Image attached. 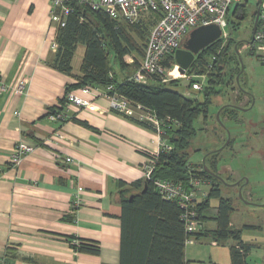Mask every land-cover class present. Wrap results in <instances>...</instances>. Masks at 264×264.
<instances>
[{
    "label": "crops",
    "instance_id": "crops-1",
    "mask_svg": "<svg viewBox=\"0 0 264 264\" xmlns=\"http://www.w3.org/2000/svg\"><path fill=\"white\" fill-rule=\"evenodd\" d=\"M50 2L0 0V264H119L121 201L143 188L132 183L144 180L142 167L157 150L158 135L113 111L105 99L72 87L82 75L85 45L77 44L70 74L53 67L59 25L51 21ZM159 17L142 13L146 38ZM108 59L122 81L135 72L133 60L141 55L126 57V66L114 61L112 51ZM18 80L26 84L24 94L1 89ZM68 88L90 107L69 106L63 122H50L47 114L60 108ZM20 140L34 149L12 167L10 156ZM223 172L216 168L219 176ZM199 187L210 190L207 183ZM78 241L96 242L99 253L74 252ZM189 258L185 247L188 264L194 261Z\"/></svg>",
    "mask_w": 264,
    "mask_h": 264
},
{
    "label": "trees",
    "instance_id": "trees-1",
    "mask_svg": "<svg viewBox=\"0 0 264 264\" xmlns=\"http://www.w3.org/2000/svg\"><path fill=\"white\" fill-rule=\"evenodd\" d=\"M63 5L68 7L70 12L64 17V25L58 26L53 67L62 73L70 74V63L77 44L85 45L86 51L81 65L82 75L72 87L81 88L91 85L105 88L112 84L115 90L126 97L131 104L142 105L152 110L158 120L164 122L162 138L171 147L169 151L163 149L160 151L150 180H138L132 183L138 187H142L143 184V188L132 199L121 201L119 264H188L185 259L186 239L189 236L198 239L202 235L210 236L216 243L232 239L235 244L229 248L231 264H247V257L253 246L244 244L241 241L240 230L231 226V216L235 211L233 200L222 197L221 182L204 172L202 165L189 162L190 145L196 134L193 122L199 114L206 113L210 97L219 92L215 86L224 81L221 78L224 77L221 60L226 56L230 45L218 52L220 43L224 39L217 40L201 51L187 70L188 75L194 72L198 76L207 73L203 89L204 100L199 102L172 88L178 85V80H171L168 83L154 81L148 85H141L134 83L130 79L131 76L122 81H118L114 76L108 59L110 51L114 53V61L121 66H126L125 58L132 53L143 55L147 30L141 22L130 25L113 20L104 10H93L88 4L77 0H63ZM238 9L234 8L232 12L231 24L234 27H238L239 20L243 17V13L237 17ZM131 33L135 34L142 43H137ZM236 49L238 50V47ZM233 51L237 56L235 49ZM235 60L238 66L235 69L237 76L241 69L238 57ZM133 65L138 67L139 62L133 60ZM173 65L174 58L167 57L164 66L172 68ZM214 78L220 80L215 81ZM68 92L70 88L67 89L66 94ZM231 109L233 111L229 112L230 117L235 119L238 109L232 106L222 107L219 111V119L224 112ZM140 123L155 131L151 126ZM218 155L219 153L215 151L207 154L204 159L206 166L208 163L207 167L215 174ZM157 179L171 180L187 190L191 189L190 182L193 180H199L210 186L207 197L197 203L199 220L203 224L201 231L191 235L186 233L185 225L180 218L183 211L179 203L164 200L160 196L153 184ZM212 197L218 199L216 215L211 218L216 227L214 230H208L204 225L207 219L202 214L209 206V199ZM71 248L76 253L94 255L99 253L96 242L78 241V244L72 245Z\"/></svg>",
    "mask_w": 264,
    "mask_h": 264
},
{
    "label": "rangeland",
    "instance_id": "rangeland-1",
    "mask_svg": "<svg viewBox=\"0 0 264 264\" xmlns=\"http://www.w3.org/2000/svg\"><path fill=\"white\" fill-rule=\"evenodd\" d=\"M233 9L234 5L226 16L227 38L218 48V52H221L222 48L230 45L221 60L224 67V77L221 78L224 81L215 86L219 92L210 97L206 113L199 114L193 122L196 134L191 141L189 162L202 165L207 154L215 151L219 153L216 168L218 171L223 169L220 177L226 179L221 184V195L231 197L234 201L235 211L231 216L233 229L240 230L244 244L253 246L247 264H264V65L251 53L253 44L248 45L257 2L248 0L243 8L238 9L237 17L243 13L238 27L231 24ZM236 47L241 59L240 69L242 66L238 77L235 70L238 68L235 60L237 56L233 51ZM112 67L118 71L116 65L112 64ZM206 75L198 76L194 72L191 82L202 83L205 87ZM172 88L191 99L199 102L204 100L203 91H193L186 79H178V85ZM224 106L238 109L235 119L230 117L231 109L220 116V121L217 120ZM237 183L242 185L238 188ZM198 189L209 190L202 187ZM217 204L218 199L212 197L209 206L203 211L207 229L215 228L210 217L215 215ZM231 245L232 239L215 243L210 236L202 235L193 244L186 245L191 257L189 259L194 260L189 264H230Z\"/></svg>",
    "mask_w": 264,
    "mask_h": 264
},
{
    "label": "built area",
    "instance_id": "built-area-1",
    "mask_svg": "<svg viewBox=\"0 0 264 264\" xmlns=\"http://www.w3.org/2000/svg\"><path fill=\"white\" fill-rule=\"evenodd\" d=\"M88 4L93 10H104L108 16L116 21L125 22L130 25L139 24L143 12L151 11L159 14V19L151 28L139 65L131 76L134 83L148 85L154 81L168 83L171 80L186 79L190 82V88L193 91H203L204 86L199 82H191L192 75L179 72V67L175 64L172 68H166L164 61L167 57L174 58L175 52L181 48L183 40L195 28L207 26L210 24L218 25L222 30L221 38H227L228 22L226 16L229 14L230 7L241 8L248 0H77ZM259 7V19L257 29L251 37L253 47L252 54H255L259 62L264 65V0H256ZM51 21L59 26L64 25V17L70 12V9L63 5V0H51ZM220 38V39H221ZM251 44L248 43L250 46ZM53 49L56 48L54 44ZM213 59H215L213 57ZM177 73V74H176ZM2 90H9L13 95L24 94L26 84L23 80H18L14 86L6 87L1 85ZM82 95H93L95 98L105 99L110 108L120 114L132 117L138 122L151 126L158 135V148L156 151L148 154L147 161L142 167V178L150 180L156 165V159L163 149L171 150V147L163 140L165 124L156 117L152 110L142 105H133L131 102L118 93L112 84L105 88H99L86 85L80 88ZM69 106L90 107V102L85 101L81 96L74 92H68L64 96V103L60 108L49 112L47 119L50 122H63L65 120V110ZM169 121V119H168ZM55 136L62 138L60 133ZM34 147L23 140L17 142L10 156V165L17 167L21 160L28 153L32 152ZM65 163H72L71 158H66ZM153 184L164 200H172L179 203L182 214L181 220L185 225V231L191 235L203 229V224L199 220L197 203L199 196L206 197V193L197 190L202 182L193 180L190 182L191 189L187 190L181 184H177L167 179H157ZM201 193V195H200ZM77 202L72 204L75 207ZM194 237L189 236L186 244H190ZM78 242H73L77 245Z\"/></svg>",
    "mask_w": 264,
    "mask_h": 264
},
{
    "label": "water",
    "instance_id": "water-1",
    "mask_svg": "<svg viewBox=\"0 0 264 264\" xmlns=\"http://www.w3.org/2000/svg\"><path fill=\"white\" fill-rule=\"evenodd\" d=\"M258 19H259V7H257V9H256V13H255V17H254V22H253L252 31H251V37L252 38H253V35L257 29ZM221 36H222V30L216 24H210L207 26H200V27L193 29L186 36V38L183 40L181 48H179L174 54V62L179 67V72L181 74H184V72L190 68L195 57L201 51H203L204 49L209 47L211 44H213L214 42L219 40L221 38ZM251 43H252V40L249 42V44H251ZM235 51H236V54H237V57H238V60L240 63L241 62L240 55H239L238 50L236 48H235ZM241 71H242V66H241ZM239 110H243V109L239 108ZM217 120L220 121L219 114L217 116ZM202 168H203L204 172H206L207 174H209L213 178L219 180L221 182V184H224L226 182L218 174H215L212 171H210L209 168L204 163V161L202 164ZM240 196H241V194H240Z\"/></svg>",
    "mask_w": 264,
    "mask_h": 264
}]
</instances>
